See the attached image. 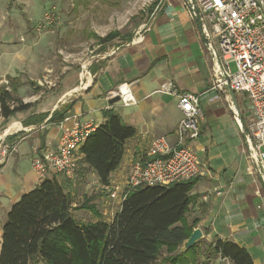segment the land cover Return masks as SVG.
Segmentation results:
<instances>
[{"label": "crops", "instance_id": "0c3cea01", "mask_svg": "<svg viewBox=\"0 0 264 264\" xmlns=\"http://www.w3.org/2000/svg\"><path fill=\"white\" fill-rule=\"evenodd\" d=\"M149 11L150 16L140 23L130 41L108 47H114L115 53H97L91 59L85 58L84 53L78 58L71 55L79 64V73L65 66L69 70L59 91L43 97L35 92V98L24 101L32 107L7 120L11 122L8 128L14 129L9 135L14 138L7 141L18 144L0 169V251L8 211L23 193L43 180L33 168V159L58 147L63 127L71 128L79 121L95 130L104 122V112L109 109L133 126L136 135L127 141L123 162L112 175V180H122L133 160L145 155L152 140L163 137L175 146L176 128L183 116L178 94L189 92L199 95L203 111L200 135L192 143L203 173L191 190L195 199L187 218L199 219L196 227L203 231L202 244L218 239L231 241L245 248L254 264H264V172L245 157L244 132L234 115L237 111L241 123L248 128V96L213 89V62L197 21L181 0H159ZM143 25L147 27L142 28ZM46 63L35 71L47 69ZM49 76L46 82L52 84ZM124 82L132 84L137 103H110L108 92ZM63 107H68L65 119L60 123L49 121L51 114ZM88 175L99 181L96 174ZM98 201L104 219L111 221L119 211L113 213L116 204L108 202L106 196H100ZM86 212L96 219L90 211ZM201 261H206L205 256ZM210 264L223 263L217 256Z\"/></svg>", "mask_w": 264, "mask_h": 264}, {"label": "trees", "instance_id": "16d2710c", "mask_svg": "<svg viewBox=\"0 0 264 264\" xmlns=\"http://www.w3.org/2000/svg\"><path fill=\"white\" fill-rule=\"evenodd\" d=\"M158 1L153 0L148 9ZM132 37L113 30L98 37V42L103 45ZM20 84L21 80L12 79L10 89L0 86V116L5 121L32 107L16 95ZM67 108L55 110L49 121L62 122ZM104 118L80 147L82 156L74 179L63 174L45 177L12 205L2 226L0 264H210L219 255L232 264H254L245 248L227 240L199 241L187 251L181 250L199 222L187 218L197 177L131 190L111 221L104 219L98 207L100 193L84 194L76 209L90 211L96 219L75 217L76 179L85 180L91 172L108 185L123 162L127 141L136 135V129L115 110H106ZM202 256L206 261H201Z\"/></svg>", "mask_w": 264, "mask_h": 264}, {"label": "built area", "instance_id": "2783aa9c", "mask_svg": "<svg viewBox=\"0 0 264 264\" xmlns=\"http://www.w3.org/2000/svg\"><path fill=\"white\" fill-rule=\"evenodd\" d=\"M181 1L197 21L213 62V89L242 92L248 96L251 106L248 128L241 123L237 111H234L235 120L244 132L245 157L264 172V0ZM115 51L113 47L105 55ZM231 62L236 64L235 71ZM131 85L121 83L109 91L108 96H119L118 102L124 106L133 105L137 100ZM178 98L183 116L176 128L175 146H170L163 137L156 138L144 156L133 160L122 180L99 184L101 194H106L103 196L108 202L118 204L119 210L128 193L141 185H168L202 175L203 168L192 145L200 135L199 122L203 116L200 98L189 92L179 93ZM63 129L58 147L37 154L33 159V168L41 178L58 174L70 179L75 177L80 147L93 128L76 121L73 127ZM10 133L0 135V169L17 149V142L7 141ZM219 260L232 264L228 257L219 255Z\"/></svg>", "mask_w": 264, "mask_h": 264}, {"label": "rangeland", "instance_id": "374dc122", "mask_svg": "<svg viewBox=\"0 0 264 264\" xmlns=\"http://www.w3.org/2000/svg\"><path fill=\"white\" fill-rule=\"evenodd\" d=\"M152 1L0 0V86H9L12 79L22 80L16 95L23 101L35 98L37 91L42 97L59 91L69 70L65 66L79 73V64L72 56L78 58L84 53L85 58L91 59L97 53L107 52L115 42L126 41L119 38L101 45L98 37L113 30L134 35L140 23L150 16L148 7ZM43 62H47V69L35 71ZM231 68L236 70L235 62H231ZM48 74L52 84L46 82ZM8 121L0 116V135L14 130L8 128ZM74 183L73 201L77 206L83 201V194L100 191L99 181L91 175L85 180L78 177ZM97 204L101 208L99 201ZM118 209L116 204L113 213ZM74 215L81 220L94 219L76 208Z\"/></svg>", "mask_w": 264, "mask_h": 264}, {"label": "water", "instance_id": "95a60500", "mask_svg": "<svg viewBox=\"0 0 264 264\" xmlns=\"http://www.w3.org/2000/svg\"><path fill=\"white\" fill-rule=\"evenodd\" d=\"M120 100L119 96H115L114 98L110 99V103L114 104ZM203 237V231L200 227L194 228L192 234L183 242L181 250L187 251L188 249L192 248L199 242Z\"/></svg>", "mask_w": 264, "mask_h": 264}, {"label": "bare ground", "instance_id": "6f19581e", "mask_svg": "<svg viewBox=\"0 0 264 264\" xmlns=\"http://www.w3.org/2000/svg\"><path fill=\"white\" fill-rule=\"evenodd\" d=\"M10 129V128H9ZM7 131H9V130H7Z\"/></svg>", "mask_w": 264, "mask_h": 264}]
</instances>
